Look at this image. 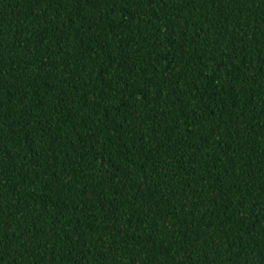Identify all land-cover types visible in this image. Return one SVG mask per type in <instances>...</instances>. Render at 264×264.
Returning <instances> with one entry per match:
<instances>
[{"label":"trees","instance_id":"obj_1","mask_svg":"<svg viewBox=\"0 0 264 264\" xmlns=\"http://www.w3.org/2000/svg\"><path fill=\"white\" fill-rule=\"evenodd\" d=\"M0 264H264V0H0Z\"/></svg>","mask_w":264,"mask_h":264}]
</instances>
